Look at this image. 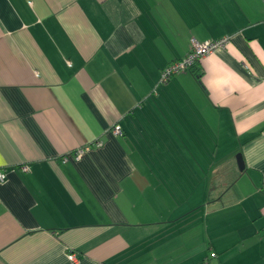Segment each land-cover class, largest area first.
<instances>
[{
  "label": "crops",
  "instance_id": "1",
  "mask_svg": "<svg viewBox=\"0 0 264 264\" xmlns=\"http://www.w3.org/2000/svg\"><path fill=\"white\" fill-rule=\"evenodd\" d=\"M0 172V264H264V0H0Z\"/></svg>",
  "mask_w": 264,
  "mask_h": 264
},
{
  "label": "built area",
  "instance_id": "2",
  "mask_svg": "<svg viewBox=\"0 0 264 264\" xmlns=\"http://www.w3.org/2000/svg\"><path fill=\"white\" fill-rule=\"evenodd\" d=\"M227 41H228V37H224L221 39H216V40L206 41V42L201 43L192 38L190 40L189 52L183 58L175 60L171 62L170 64H168L166 67H164L160 71L159 81L166 82L171 77H173L175 74L184 72L190 69L197 63V61L200 58L213 52L215 49L224 46ZM111 132L115 136H121L123 134L122 128L118 124L112 125ZM95 145L100 146L101 142L96 141ZM88 149H89L88 146H84V147L77 149L73 153V159L79 160ZM63 161L64 162L67 161V157H63ZM21 170L28 171V166H22ZM4 178H5L4 174L0 172V181H3ZM214 256H215V253L210 254V257H214ZM68 258L71 261L74 260L73 253H70ZM208 262L209 260L208 258H206L202 264H208Z\"/></svg>",
  "mask_w": 264,
  "mask_h": 264
},
{
  "label": "water",
  "instance_id": "3",
  "mask_svg": "<svg viewBox=\"0 0 264 264\" xmlns=\"http://www.w3.org/2000/svg\"><path fill=\"white\" fill-rule=\"evenodd\" d=\"M236 161H237V165L240 171H242L244 169V163H243V159L241 157V154H237L236 155Z\"/></svg>",
  "mask_w": 264,
  "mask_h": 264
},
{
  "label": "trees",
  "instance_id": "4",
  "mask_svg": "<svg viewBox=\"0 0 264 264\" xmlns=\"http://www.w3.org/2000/svg\"><path fill=\"white\" fill-rule=\"evenodd\" d=\"M197 77H200V74H197ZM206 259V258H205Z\"/></svg>",
  "mask_w": 264,
  "mask_h": 264
}]
</instances>
